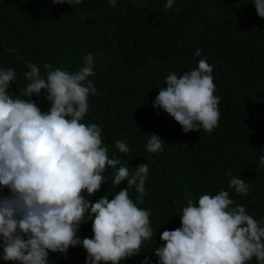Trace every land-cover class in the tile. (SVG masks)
<instances>
[{
    "label": "trees",
    "instance_id": "16d2710c",
    "mask_svg": "<svg viewBox=\"0 0 264 264\" xmlns=\"http://www.w3.org/2000/svg\"><path fill=\"white\" fill-rule=\"evenodd\" d=\"M166 2L116 0L113 7L109 0H81L76 6L0 0V69L16 74L9 93L25 86L28 64L40 67L42 75L45 64L75 72L91 53L95 74L89 79L98 95L89 96L81 122L102 127L109 158L149 168L147 194L138 206L151 213L153 238L121 264H158L153 250L163 246L160 234L181 226L179 215L189 198L197 202L201 195L227 190L264 224V168L258 167L264 155V19L252 0H175L171 9ZM196 49L201 56L194 55ZM201 59L213 67L220 119L211 133L186 134L152 105L169 73L190 71ZM45 96L42 91L31 97L42 112L51 107ZM147 133L164 141L161 151H146ZM117 140L132 149L130 156L118 152ZM113 171L106 169L107 183L85 197L94 203L125 189L126 181L112 185ZM229 172L249 185L246 197L228 187ZM129 196L136 202L134 187ZM77 235L92 238L91 221ZM86 257L82 246L70 247L65 255L49 253V264H86ZM248 264L259 262L253 258Z\"/></svg>",
    "mask_w": 264,
    "mask_h": 264
},
{
    "label": "clouds",
    "instance_id": "9594fccd",
    "mask_svg": "<svg viewBox=\"0 0 264 264\" xmlns=\"http://www.w3.org/2000/svg\"><path fill=\"white\" fill-rule=\"evenodd\" d=\"M174 2L167 0L165 8ZM51 3L76 6L81 0ZM109 3L115 7L116 0ZM252 5L264 19V0H252ZM194 55L201 56L202 50ZM93 59L88 53L75 72L45 64L44 75L36 64H28L18 94L8 91L16 80L14 70L0 69V260L5 264H49V253L65 255L78 246L87 253L86 264H121L153 238L151 213L138 206L147 194V164L132 168L121 165L116 155L109 158L102 127L81 122L89 96L98 95L89 79L95 74ZM42 91L51 105L46 112L31 99ZM219 103L213 67L201 59L190 71L169 73L152 106L186 134L211 133L218 127ZM147 134L146 151H161L163 140ZM115 148L128 156L133 152L121 140ZM258 167L264 168V155ZM106 169L114 170V187L124 181L127 187L93 203L84 194L92 197L107 183ZM228 176V187L246 197L250 188L245 180ZM133 187L136 202L129 196ZM179 218L180 227L160 234L163 246L153 250L158 264H248L253 258L264 264V224L230 199L229 191L201 195L197 202L189 198ZM88 221L92 238L81 240L77 233Z\"/></svg>",
    "mask_w": 264,
    "mask_h": 264
}]
</instances>
